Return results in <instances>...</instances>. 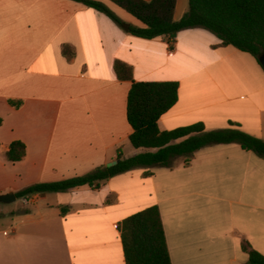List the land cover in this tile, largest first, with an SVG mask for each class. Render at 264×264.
Returning <instances> with one entry per match:
<instances>
[{"label": "crops", "instance_id": "1", "mask_svg": "<svg viewBox=\"0 0 264 264\" xmlns=\"http://www.w3.org/2000/svg\"><path fill=\"white\" fill-rule=\"evenodd\" d=\"M99 1L124 24L75 0H0V195L147 151L130 142L134 82L179 83L161 130L235 122L264 140L260 60L202 27L174 38L137 37L130 27L144 26L140 20ZM187 10L188 0H176L174 19ZM14 141L26 145V156L11 162ZM24 199L0 207V264H126L119 225L152 205L160 208L172 264H249L244 245L264 255V158L239 143L203 147L172 167H138L99 189Z\"/></svg>", "mask_w": 264, "mask_h": 264}, {"label": "trees", "instance_id": "2", "mask_svg": "<svg viewBox=\"0 0 264 264\" xmlns=\"http://www.w3.org/2000/svg\"><path fill=\"white\" fill-rule=\"evenodd\" d=\"M107 14L117 24L124 21L104 2L75 0ZM140 20L144 26H131L140 38L175 37L184 29L202 27L212 31L222 45H232L251 53L258 60L264 54V0H188V10L180 20L174 19L176 0H111ZM68 56L73 53L64 49ZM179 83L134 82L128 94L127 116L133 129L130 142L147 151L124 158L111 167L102 166L83 176L52 183H36L17 192V198L45 192H65L89 185L99 189L110 177L138 167H172L178 157L190 159L199 149L223 143H239L243 149L264 158V140L240 128L235 122L224 129L208 130L199 122L173 130H161L160 118L178 101ZM10 103L16 107L21 101ZM3 119L0 117V125ZM26 156V145L14 141L7 151L11 162ZM69 207H62L66 215ZM126 264H172L166 233L158 205L149 206L124 219L119 225ZM249 264H264V255L250 245Z\"/></svg>", "mask_w": 264, "mask_h": 264}, {"label": "water", "instance_id": "3", "mask_svg": "<svg viewBox=\"0 0 264 264\" xmlns=\"http://www.w3.org/2000/svg\"><path fill=\"white\" fill-rule=\"evenodd\" d=\"M125 28H126V29H129V25L126 24V25H125ZM260 62H261V64H262L263 67H264V54L260 57ZM119 161H120V159L115 160V161H112V162H110L107 166H108V167H111V166H113V165H116ZM16 200H17V196H16V194L13 193V192H10V193H7V194H1V195H0V202H2V203H11V202H14V201H16Z\"/></svg>", "mask_w": 264, "mask_h": 264}, {"label": "rangeland", "instance_id": "4", "mask_svg": "<svg viewBox=\"0 0 264 264\" xmlns=\"http://www.w3.org/2000/svg\"><path fill=\"white\" fill-rule=\"evenodd\" d=\"M23 203H24V204H29L30 202H26L25 199H24V200H23ZM18 204H19V205H22L20 202H19ZM9 206H11V205L6 204V203H0V207H1V208H7V207L9 208Z\"/></svg>", "mask_w": 264, "mask_h": 264}, {"label": "built area", "instance_id": "5", "mask_svg": "<svg viewBox=\"0 0 264 264\" xmlns=\"http://www.w3.org/2000/svg\"><path fill=\"white\" fill-rule=\"evenodd\" d=\"M25 201L26 202H29L30 200H29V196L28 197H25Z\"/></svg>", "mask_w": 264, "mask_h": 264}]
</instances>
